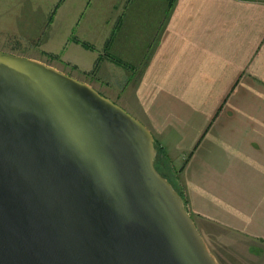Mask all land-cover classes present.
Returning a JSON list of instances; mask_svg holds the SVG:
<instances>
[{"label":"crops","instance_id":"0c3cea01","mask_svg":"<svg viewBox=\"0 0 264 264\" xmlns=\"http://www.w3.org/2000/svg\"><path fill=\"white\" fill-rule=\"evenodd\" d=\"M3 41L131 109L205 241L264 264V0H0Z\"/></svg>","mask_w":264,"mask_h":264},{"label":"water","instance_id":"95a60500","mask_svg":"<svg viewBox=\"0 0 264 264\" xmlns=\"http://www.w3.org/2000/svg\"><path fill=\"white\" fill-rule=\"evenodd\" d=\"M155 146L89 84L0 51V264H220Z\"/></svg>","mask_w":264,"mask_h":264},{"label":"rangeland","instance_id":"374dc122","mask_svg":"<svg viewBox=\"0 0 264 264\" xmlns=\"http://www.w3.org/2000/svg\"><path fill=\"white\" fill-rule=\"evenodd\" d=\"M0 51H2L4 53L11 54V55H14V56L26 58V59H32V60H36L34 58L44 59L45 61H47V63L46 62H42V63H44L46 65H49V66H51V64H56L57 63V62L53 61L52 59H49L47 57H43L44 55L42 54V52H40L39 50H37L35 48H26V47L24 48L23 46L15 45V43L10 42V41H8V42H4L3 41L2 43H0ZM36 61H38V60H36ZM66 71H68V73H73L71 70H67L66 69ZM101 95H103V94H101ZM114 103H116L121 108H123L126 112H128L133 117H135L134 114H133V112H132V110L129 109L128 107L124 106L120 102H114ZM136 119H138V118H136ZM156 149H157V154H156V157L154 159V166H155L156 170L160 174L161 173L164 174L165 176H163L162 174L161 175L163 177H165L172 184V186L174 187V189L182 196L183 195V182H182V179L180 177V174H181V171H182V166L179 165V164H177L178 162L175 163L173 161V159L170 158L169 154L161 146H157ZM182 198L184 200V197L183 196H182ZM184 204H185V206L187 208V205H186L185 200H184ZM215 232H217L216 229H214L213 232L211 231L210 232V235H214ZM212 238L209 236V237H207L206 241L209 244V248L211 249V251H214V253H216V255L219 257V259L221 261L219 263H221V264H236V263H233V262H231V263L228 262L227 257L225 258L223 256V254L220 255V252L221 251L224 252L225 249H223V248H221L219 246L213 245L212 242H214V243L216 242V244L218 245V240H217L218 237H216V238L212 237Z\"/></svg>","mask_w":264,"mask_h":264},{"label":"trees","instance_id":"16d2710c","mask_svg":"<svg viewBox=\"0 0 264 264\" xmlns=\"http://www.w3.org/2000/svg\"><path fill=\"white\" fill-rule=\"evenodd\" d=\"M156 145V147L158 146L157 144H155ZM158 149V148H157ZM160 153V152H159ZM162 174V173H161ZM163 176H165L164 174H162ZM183 196V195H182Z\"/></svg>","mask_w":264,"mask_h":264}]
</instances>
